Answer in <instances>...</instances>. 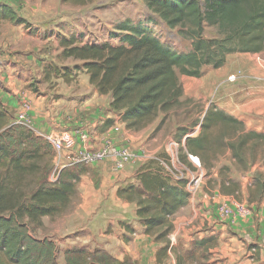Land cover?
I'll list each match as a JSON object with an SVG mask.
<instances>
[{"label": "trees", "instance_id": "trees-1", "mask_svg": "<svg viewBox=\"0 0 264 264\" xmlns=\"http://www.w3.org/2000/svg\"><path fill=\"white\" fill-rule=\"evenodd\" d=\"M83 5L93 0H62ZM166 27L178 28L190 40L187 52H177L148 33L139 23L124 21L117 29L120 43H82L75 35L61 37L63 59L81 64L72 68L50 66L55 76L68 82L74 70H83L88 82L100 95L110 94L109 106L121 113L126 129L140 131L163 114L158 126L177 105L182 85L178 76L200 77L204 66L221 67L230 53H258L264 50V0H142ZM26 24L9 6L0 4V21ZM216 28L217 37L205 38L204 26ZM46 77L49 70H46ZM72 77V78H71ZM49 78V77H48ZM179 129L178 159L196 156L208 170L226 152L232 166L247 170L257 159L264 160V133L247 130L244 123L211 105L203 113L198 132L187 135ZM184 138L181 143V138ZM142 163L135 182L119 186L116 196L135 204V214L144 233L162 246L156 252L161 262L170 252L176 264H210L214 236L195 239L188 248L170 244L172 218L188 204L184 182L173 181L159 159ZM53 153L43 137L15 123L10 111L0 102V264H60L59 250L53 240L33 237L42 229L43 218L61 215L77 192L83 166L64 169L57 183H50ZM229 166H221L217 176L223 194L240 195V184L229 176ZM247 201L258 203L264 197V172L255 170L247 186ZM62 264H136L125 256L114 258L102 249L68 248L62 251Z\"/></svg>", "mask_w": 264, "mask_h": 264}, {"label": "crops", "instance_id": "crops-1", "mask_svg": "<svg viewBox=\"0 0 264 264\" xmlns=\"http://www.w3.org/2000/svg\"><path fill=\"white\" fill-rule=\"evenodd\" d=\"M23 35L29 41L20 38L22 42L17 44L16 36L6 35L5 38H8L9 42L4 41L0 46V73L3 74L2 78L8 86L3 92L0 91V102L9 111L18 110L22 99L32 102V118L43 130L42 132L34 129L33 126L32 130L36 134L54 136L71 149L80 146L77 136L79 130L88 132L91 148L102 145L107 133L116 144L126 145L132 143L134 136L148 137L143 129L152 124L159 115L140 131L128 130L122 124L121 129L114 132L112 126L121 120L119 116L121 113L110 108V94H98L95 87L89 84L88 75L83 70L73 71V78L63 82L62 90L54 92L55 99L50 94L43 95L41 101L33 99L27 93L19 94L16 89L19 77L14 74L16 68L13 59H10L15 57L16 49L25 52L32 62L37 63L42 62L39 58L48 55L45 46L47 37L27 33ZM263 51L254 53L259 61L254 60L252 53L237 56L230 53L221 67L203 69L200 77L185 76L182 96L190 95L194 98L203 96L205 100L214 91H218V97L216 100H208V103L203 105L200 115H196L197 120L194 124L184 126L183 129L188 130V133L193 132L192 136H195L204 111L213 104L241 120L247 130L264 133ZM64 61L65 65L69 62L72 64L79 62L73 59ZM232 74L238 77L235 81L229 82L227 78ZM78 77L82 79L78 81ZM46 97L50 99L45 100ZM158 124L153 129H158ZM183 141L184 137L181 138V143ZM132 155L131 160L121 170H115L109 159L83 166L85 171L80 175L77 192L72 198L78 200L75 214L70 218L65 216L61 225L58 223V228L62 227L67 231L65 233L67 236H60L56 240L59 245L63 243L59 252L60 264L62 251L68 248L102 249L119 260L127 256L136 264H176L174 252H170L163 261H156V252L162 244L154 242L144 233V227L135 214V204L116 196L117 188L126 184L127 180L135 182L137 168L147 161L141 150ZM135 162L137 166H134ZM231 162L229 152L220 156V165L229 166ZM92 175L96 177L95 182L90 177ZM219 180L218 177L217 185L213 186L216 198L212 205L207 203L204 195L200 197L198 194L173 216L172 233L175 234V239L171 245L188 248L195 239L214 236L217 243L210 249L208 261L210 264H264V197L258 206L255 203H248V185L242 182H238L239 198L232 194H223L219 190ZM220 200L226 201L229 205L243 203L249 207L248 212L245 215L235 214L227 219L221 218L215 209ZM68 210L69 208L65 212ZM248 240L250 242H247Z\"/></svg>", "mask_w": 264, "mask_h": 264}, {"label": "rangeland", "instance_id": "rangeland-1", "mask_svg": "<svg viewBox=\"0 0 264 264\" xmlns=\"http://www.w3.org/2000/svg\"><path fill=\"white\" fill-rule=\"evenodd\" d=\"M0 4H6L9 6L19 17L24 18L27 22L23 25L3 20L0 21V46L4 41L7 43L9 42L7 40L8 38H5L6 35L16 36L17 44H20L22 39L26 40V36L23 35L26 33L29 35H37L39 37L48 38L45 43L48 55L47 57L39 58L42 62H32L29 56L25 54V52H20L19 49H16L17 53L15 54V57L10 58L13 59L12 61L14 62L16 68L14 74L20 79L16 82V89L18 90V93L21 95L27 93L31 95L33 99L40 101L42 100L41 97L43 95L47 96L48 94L55 99L56 93L54 92L56 90H62L63 82H66L61 77L55 76L54 73H52L53 70L50 66L53 65L54 68L57 67L58 69H62L63 67L72 68L74 65L81 64L78 61L73 60L78 63L72 64L69 62L65 65L66 61L64 60L66 59L61 57V49L58 44L61 37L75 35L82 43L100 44L106 42L116 45L120 43L119 38L123 34L117 29V27L124 21H129L131 24L139 23L145 30L148 31V33L155 36L161 42L170 46L177 52H187L191 48L190 40L180 37L177 32L178 28L170 29L166 27L163 21H161L155 14H152L145 7L142 0H93L83 5L63 3L62 0H0ZM203 36L205 38L217 37L216 28L205 25ZM20 38L22 39L20 40ZM26 41L29 40L27 39ZM231 54H236L237 56V54H243V52H235ZM252 54L254 55L255 61L260 60L257 58L256 54ZM262 54L264 55V51ZM203 69L209 70L214 68L211 66H204ZM46 70L51 71L48 76L49 78L45 75ZM2 75L3 74L0 73L1 92H3L6 87L8 88V86H6V81L2 78ZM178 78L183 88L186 77L184 75H179ZM80 79H82V77H78L77 80L80 81ZM217 97L218 91H214L205 100L203 96L194 98L190 95H183L180 99V105H177L169 113L164 115V119L160 123L158 129L153 128L159 123L160 118L163 117L162 114H159V117L152 124L143 129L146 132L145 134H148V137L134 136L133 140H131L132 143H128L130 150L132 153L141 150L146 160L152 159L147 156H153L154 159V156L156 157L160 153L166 155L167 153L165 149L167 143L170 140L175 142L178 140V137L175 135L176 131L179 129L182 130L184 126L194 124L195 120H197L196 115H200L203 105L207 104L208 100H216ZM47 99L50 98L46 97L45 100ZM22 100L24 101L28 99ZM29 104L30 108L28 112L32 118V102L30 103L29 101ZM18 108V110L10 111L13 116V120L15 119L17 112L22 109V106H18ZM39 125L35 123L32 118V128L34 126V129L43 132ZM156 147L159 148L155 150ZM137 162L134 163V166H137ZM221 166L224 165H220L219 158L218 161L213 164L211 169H203L205 176L201 179L199 190L196 195L199 194L200 197H203L204 195L208 201L207 203L209 204L213 201L211 198L212 195L215 194V187L213 188V186L217 185L218 169ZM229 168L231 169L229 171V176L232 179L248 185L252 181V174L255 170L264 172V160H255L247 170H237L232 166V164L229 165ZM90 177L93 182H95L96 177L93 175ZM129 181L130 180H127L126 183H129ZM222 202L223 200H220L219 204ZM260 202H255V204L258 206ZM77 205L78 200L76 201L72 199L71 206L67 207V209L69 208L67 212L64 211L65 213L52 219L44 218V227L33 232V237H45L53 240L60 252L63 247L61 244L63 243L59 245L56 240L59 239L60 236H67L65 235L67 231L65 228H58V223L60 222L61 225L65 216H68L66 218L72 217V215L75 214L74 211L77 208ZM247 242H250V240Z\"/></svg>", "mask_w": 264, "mask_h": 264}, {"label": "built area", "instance_id": "built-area-1", "mask_svg": "<svg viewBox=\"0 0 264 264\" xmlns=\"http://www.w3.org/2000/svg\"><path fill=\"white\" fill-rule=\"evenodd\" d=\"M237 75L232 74L228 76L227 80L233 82L237 79ZM20 109L14 119L15 123L21 124L28 129L32 128V118L29 115V100H24ZM121 117V115H119ZM123 121L115 123L112 126L114 132H118L121 129ZM193 132L187 135H192ZM36 134V133H35ZM44 138L46 143L50 146L53 153L52 169L48 176V181L52 184L57 183L60 178V173L64 169H71L76 166H88L94 163L102 162L105 160H111L113 168L115 170H121L132 158V151L126 144H116L113 138L107 133L104 137L102 145L97 148H91L89 146V134L85 130L78 131V139L80 146L71 149L63 144L62 140L57 139L51 135L36 134ZM185 138V137H184ZM179 143L170 140L166 145V160H160L161 166L164 168L165 173L173 181L184 182V188L188 193L189 200H194L197 191L199 190L201 179L205 176L204 170L196 156L187 154V162H181L178 159ZM153 159V156H150ZM154 159H157L154 156ZM212 200H215L216 195H212ZM216 211L221 218H229L230 216L245 215L248 212L249 207L243 203H233L229 205L226 201L218 203ZM175 234L172 232L168 235L170 244L175 239ZM253 252L251 254V258Z\"/></svg>", "mask_w": 264, "mask_h": 264}]
</instances>
